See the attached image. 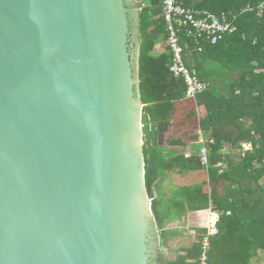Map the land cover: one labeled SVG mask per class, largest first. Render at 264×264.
<instances>
[{"label": "water", "instance_id": "water-1", "mask_svg": "<svg viewBox=\"0 0 264 264\" xmlns=\"http://www.w3.org/2000/svg\"><path fill=\"white\" fill-rule=\"evenodd\" d=\"M140 11L0 0V264H153Z\"/></svg>", "mask_w": 264, "mask_h": 264}, {"label": "trees", "instance_id": "trees-1", "mask_svg": "<svg viewBox=\"0 0 264 264\" xmlns=\"http://www.w3.org/2000/svg\"><path fill=\"white\" fill-rule=\"evenodd\" d=\"M139 1L145 4L138 27L145 176L156 229L165 242L175 239L181 231L168 229V219L207 209L212 201L222 215L220 232L211 237L210 264H249L264 249V195H255L249 186L241 190L235 176H264V0H185L219 15L224 12L237 25L235 33L201 52L191 38L182 36L189 65L209 84L196 98L197 105L206 107L203 119H198L193 100L186 98V81L171 71L172 52H156L167 40L163 0ZM193 119L198 121L195 127ZM164 123L168 127L160 145L159 126ZM197 127L206 139L214 140L207 143L208 165L202 161ZM187 146L192 147L190 154ZM201 230L192 247L170 260L161 253L158 262L199 264Z\"/></svg>", "mask_w": 264, "mask_h": 264}, {"label": "built area", "instance_id": "built-area-1", "mask_svg": "<svg viewBox=\"0 0 264 264\" xmlns=\"http://www.w3.org/2000/svg\"><path fill=\"white\" fill-rule=\"evenodd\" d=\"M163 16L167 26V45L173 54L171 71L175 77H182L186 81V98L196 100L197 96L208 89L209 84L199 76L197 68L189 65L186 46L182 44V36L186 35L193 40L197 51H202L206 45L217 44L226 34H233L237 30V25L229 20L226 13L221 15L207 9L197 8L188 4L185 0H163ZM191 52V51H190ZM199 142L201 147V157L204 164L208 165L207 143L214 142L213 139H206L200 131ZM245 149L248 144L243 143ZM190 154V152L188 153ZM222 165V163H219ZM206 229L202 233V253L199 256V264H210L209 247L211 237L217 235L218 224L221 220L222 212L210 201L207 211ZM230 213V212H228ZM214 221V222H212Z\"/></svg>", "mask_w": 264, "mask_h": 264}, {"label": "crops", "instance_id": "crops-1", "mask_svg": "<svg viewBox=\"0 0 264 264\" xmlns=\"http://www.w3.org/2000/svg\"><path fill=\"white\" fill-rule=\"evenodd\" d=\"M144 5H145L144 3H142L140 5L141 9L143 8ZM140 12H139V16H140ZM167 49H168V46H167V40H166L165 42H161L160 44L157 45L156 52H157V54H160V53L162 54V53H165V51ZM246 144H248V148L247 149L252 148V145L250 143H246ZM189 147H191V146H187L185 148L188 149ZM191 148H189L188 152L191 151ZM227 152H229V151L227 150ZM205 211H207V209L197 210V211H190L188 214L193 215V216L191 217L189 215L188 221L189 222L192 221L193 223L195 221H198V220H195V219H198L199 217L200 218L204 217ZM182 217H184V216H182ZM182 217H179V216L173 214L168 219V223L166 225L168 227V229H171L172 231L175 230V229L180 230L181 234L178 235L177 238L175 237V239L174 238L173 239H168L166 242L159 238L160 242H159L158 245H156V248H155L156 252H155V255H154V259H153V264H160V262H158L159 254L164 253V255L167 257L168 260L175 259L177 254L183 248L192 247L197 242L198 231L203 229V225L202 224H200V225L199 224L190 225L189 228H187V230H184L183 228H181V226H179V223H181V221L179 219L182 218ZM204 221H206V217L204 218ZM192 229H193V231H191ZM178 242H184V243H178ZM160 245H162V247ZM182 253L185 254L186 251H183ZM255 258H256V261H258L259 255L256 256ZM255 258L253 257L249 264H254ZM216 260H217V258H216ZM189 261H194V258H191ZM242 261H244V264H248L247 261H245V260H242ZM212 264H225V263H222V262L218 263L217 261H215Z\"/></svg>", "mask_w": 264, "mask_h": 264}, {"label": "rangeland", "instance_id": "rangeland-1", "mask_svg": "<svg viewBox=\"0 0 264 264\" xmlns=\"http://www.w3.org/2000/svg\"><path fill=\"white\" fill-rule=\"evenodd\" d=\"M190 100H193V102L195 103V105L197 107L196 109H197V117H198V119H201V118L203 119L204 116L206 115V107H205V105H197V102H196V100L194 98H192ZM192 122H193L192 127H193V125H194V127L196 125H198V121L197 120L193 119ZM182 126L184 127V124ZM198 129L199 128L197 127V128H195L194 131L195 132L197 131L198 133H200L201 129H199V130ZM250 149H252V148H250ZM223 152L226 153L227 149H224ZM257 167H258V165H257ZM235 178L238 180L239 185L241 187V190H243L247 186H249V187H251V189H253V191L255 192V195L259 196V193L262 196L264 195V176H262L259 179H253V177L252 178H248V177L240 174L239 176H235ZM235 187H237V185H235ZM244 193H245L244 195H246V196L249 195V193L246 192V191H244ZM187 215H185L184 217L179 219L181 221V223H179V226H181V228H183L184 230H187V228H189L190 225H195V224H199L200 225V224H202L203 226H205L206 223H207L206 221H204V218L207 217V215H208L206 212H205L206 216L204 215V217H201V218L199 217L198 219H195V220H198V221H195L194 223L192 221L191 222L188 221V217H189L190 214H187ZM190 216L192 217L193 215H190ZM212 222H214V221H212ZM191 231H193V229ZM201 234H202V231H201ZM153 236H155V241L153 239L154 244H159L160 239H161L160 230L156 229V233ZM161 240H163V239H161ZM178 243H184V242H178ZM210 245H211V243H210ZM160 246L162 247V245H160ZM155 248L156 247H153V259H154V255H155V252H156ZM209 250H210V247H209ZM254 264H264V249L259 250V259H258V261H256V258H255Z\"/></svg>", "mask_w": 264, "mask_h": 264}, {"label": "bare ground", "instance_id": "bare-ground-1", "mask_svg": "<svg viewBox=\"0 0 264 264\" xmlns=\"http://www.w3.org/2000/svg\"><path fill=\"white\" fill-rule=\"evenodd\" d=\"M144 131V130H143ZM143 140H144V137H143ZM144 144H145V141H144ZM143 149H144V145H143Z\"/></svg>", "mask_w": 264, "mask_h": 264}, {"label": "clouds", "instance_id": "clouds-1", "mask_svg": "<svg viewBox=\"0 0 264 264\" xmlns=\"http://www.w3.org/2000/svg\"><path fill=\"white\" fill-rule=\"evenodd\" d=\"M168 46V45H167ZM169 49V48H168ZM250 149V148H249Z\"/></svg>", "mask_w": 264, "mask_h": 264}]
</instances>
